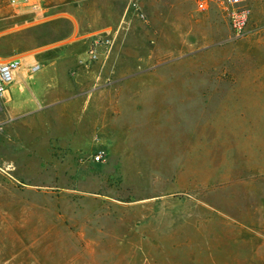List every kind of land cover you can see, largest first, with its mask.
I'll use <instances>...</instances> for the list:
<instances>
[{
    "label": "rangeland",
    "instance_id": "374dc122",
    "mask_svg": "<svg viewBox=\"0 0 264 264\" xmlns=\"http://www.w3.org/2000/svg\"><path fill=\"white\" fill-rule=\"evenodd\" d=\"M130 1L0 0V264H264V0Z\"/></svg>",
    "mask_w": 264,
    "mask_h": 264
},
{
    "label": "built area",
    "instance_id": "2783aa9c",
    "mask_svg": "<svg viewBox=\"0 0 264 264\" xmlns=\"http://www.w3.org/2000/svg\"><path fill=\"white\" fill-rule=\"evenodd\" d=\"M22 2L32 3L33 0H21ZM142 0H131L130 8L135 11L140 10L139 2ZM198 7L202 11H206L210 4H218L222 7V11L226 14L229 27L235 36L244 34L248 25L250 11L244 4V0H197ZM140 17L144 19L141 13ZM112 34L105 32L100 34L98 40L90 48L87 59L90 62L100 60L102 57L106 59L111 48ZM22 66L20 58L5 60L0 62V97L4 98V93L7 92L8 87L15 82L19 76V71ZM40 71L39 64H33L29 68V74H36ZM101 154L94 156V161H101Z\"/></svg>",
    "mask_w": 264,
    "mask_h": 264
}]
</instances>
